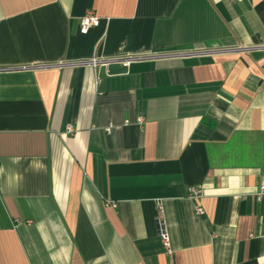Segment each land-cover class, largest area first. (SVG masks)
<instances>
[{"label": "crops", "instance_id": "crops-1", "mask_svg": "<svg viewBox=\"0 0 264 264\" xmlns=\"http://www.w3.org/2000/svg\"><path fill=\"white\" fill-rule=\"evenodd\" d=\"M262 182L264 0H0V264H264Z\"/></svg>", "mask_w": 264, "mask_h": 264}, {"label": "built area", "instance_id": "built-area-1", "mask_svg": "<svg viewBox=\"0 0 264 264\" xmlns=\"http://www.w3.org/2000/svg\"><path fill=\"white\" fill-rule=\"evenodd\" d=\"M99 23V18L95 15H93L90 11L86 12L85 14H83L80 19H79V26H78V30L79 32L81 33H85L88 28L92 27V26H97ZM177 53H194V52H190V51H187V52H177ZM140 57H143V56H132V55H124V56H118V57H114V58H110V60H115V61H119L121 62L122 64H126L129 60H133V59H137V58H140ZM104 60H101V58H98V57H91L87 60H83V61H78L76 63L78 64H88L90 66H92L93 68L100 65L101 62H103ZM143 118L141 116V114H137L133 121L134 124H140L142 122ZM130 121L129 120H124L122 122V125H126V124H129ZM114 126L112 124H108L107 126H105L103 128L104 132L106 134H109L112 130ZM66 131H69L71 132L72 131V128L71 126L67 125L65 127ZM264 192V182L260 183L259 186H258V190H257V194H261ZM186 194H187V197L189 199H191L194 203V212L195 214L197 215H201L203 213V209L200 205H198L196 203V199L198 197L201 196L202 194V190L199 186H195V185H190L187 187V190H186ZM156 226H157V235L159 237V240L163 246V248L167 251H169V238H168V234H167V231L165 229V226H164V222L163 220H161L159 217L156 219Z\"/></svg>", "mask_w": 264, "mask_h": 264}]
</instances>
